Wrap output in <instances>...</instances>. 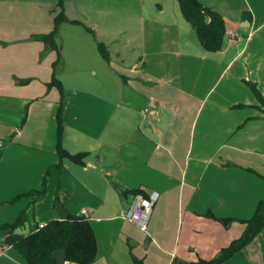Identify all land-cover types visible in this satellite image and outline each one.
Returning a JSON list of instances; mask_svg holds the SVG:
<instances>
[{
    "label": "crops",
    "instance_id": "1",
    "mask_svg": "<svg viewBox=\"0 0 264 264\" xmlns=\"http://www.w3.org/2000/svg\"><path fill=\"white\" fill-rule=\"evenodd\" d=\"M168 1H64L66 18L82 25L58 31L77 37L75 58L56 68L63 145L89 155L84 166L64 160L57 168L60 96L47 87L56 52L38 37L52 30L58 0H0V227L22 210L21 234L85 215L97 244L93 264H188L241 236L243 224L224 228L204 214L248 220L264 200V114L245 84L264 98V0H200L226 24L215 53L200 48ZM92 36L110 54V63L95 65L101 74L78 51L84 44L92 53ZM83 70L91 80L68 83ZM46 172L43 199L10 203L39 189ZM132 190L157 195L146 231L122 217ZM2 238L0 230V264H25ZM55 258L73 264L62 252ZM223 264H264V230Z\"/></svg>",
    "mask_w": 264,
    "mask_h": 264
},
{
    "label": "trees",
    "instance_id": "2",
    "mask_svg": "<svg viewBox=\"0 0 264 264\" xmlns=\"http://www.w3.org/2000/svg\"><path fill=\"white\" fill-rule=\"evenodd\" d=\"M65 0H58L57 7L59 13L53 19L52 30L45 35L38 37L47 51L56 52V60L52 64V76L48 83V89L57 90L60 99L56 111V135H55V153L58 157L57 168L61 167L62 161L66 160L78 166H84L88 153L70 154L63 145L64 125L62 120L64 108V88L62 83L56 78V68L60 60V51L55 42L58 35V29L62 23L72 25H82L76 21H69L63 12ZM178 4L182 18L188 23L195 34L200 48L206 53H215L223 48L226 39V24L224 19L210 8L202 6L200 0H175ZM86 32L93 34L92 30L84 27ZM96 49L100 58L110 63V54L102 42L96 43ZM44 53L40 55L43 57ZM250 89L255 100L258 102L260 111L264 114V98L261 96L256 85L251 82H245ZM237 107H243L242 105ZM22 121H24V116ZM43 177L39 189L30 190L14 198L10 203H14L22 198H31L34 204L44 198L46 194V177ZM143 195L146 192L141 190H132L123 195ZM57 194L55 200H57ZM205 217L217 221L224 228H228L232 223L237 222L245 226L241 236L232 240L230 244L221 249L218 254L209 259L197 258L188 264H223L231 259L236 253L249 245L264 230V200L258 202L253 216L248 220H239L235 218H216L211 212H206ZM27 223L26 210H22L16 220L11 224H5L0 227L3 233L2 244L15 250L25 264H55V254L62 252L64 261L73 264H93L96 260L97 244L94 231L89 218L85 215L70 214L64 220H51L42 227L36 226L33 232L21 234ZM134 264H143L135 257L132 258Z\"/></svg>",
    "mask_w": 264,
    "mask_h": 264
},
{
    "label": "rangeland",
    "instance_id": "3",
    "mask_svg": "<svg viewBox=\"0 0 264 264\" xmlns=\"http://www.w3.org/2000/svg\"><path fill=\"white\" fill-rule=\"evenodd\" d=\"M168 2L171 5V9H172V7L174 9V6H175V8H179L177 2H174L172 0H169ZM65 28H72V27H65ZM70 30H74V29H70ZM58 31H59V29H58ZM64 31L68 32L69 30H67V29L64 30L63 29L62 32H61V39L57 35V37L55 39V42H56V44H57V46L59 48V51H60V58H63L64 56H66L70 60L71 58H75V56H76L75 52L71 51V49H70V47H71L70 46V41H72V39H76L77 37L75 35L73 36V34H68V33L64 32ZM89 38H91V37H89ZM78 41H79V38H78ZM95 42L97 43L96 39H95ZM96 43L94 44V38L92 36V53L90 54L86 50L84 51V49H82L84 47V44H82V47H80L78 49V51L81 49L80 51L83 52V54L85 55V58H86L87 62L89 64H92V69H94L98 73V70L100 72V69L99 68L97 69L98 64L99 65L103 64V62L100 59V56L98 55V52H97V49H96ZM86 69H88V68H86ZM100 74H101V72H100ZM57 78H58V76H57ZM90 78L92 79V77L90 75H88V72L83 70L82 73H78V74H74V75L70 74V77L67 78V81L70 84L79 85V83L81 81H85V80L88 81V79L91 80Z\"/></svg>",
    "mask_w": 264,
    "mask_h": 264
},
{
    "label": "built area",
    "instance_id": "4",
    "mask_svg": "<svg viewBox=\"0 0 264 264\" xmlns=\"http://www.w3.org/2000/svg\"><path fill=\"white\" fill-rule=\"evenodd\" d=\"M146 194L147 196H143L140 194L131 195L128 207L122 214V217L124 219L136 225L142 231H146L147 229L153 204L157 198V195L155 193ZM4 254V248L0 247V257H2Z\"/></svg>",
    "mask_w": 264,
    "mask_h": 264
}]
</instances>
